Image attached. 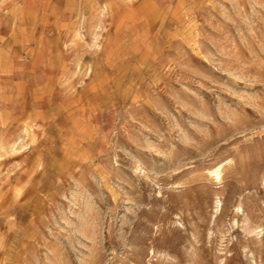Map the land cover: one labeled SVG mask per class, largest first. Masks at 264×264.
Instances as JSON below:
<instances>
[{
  "label": "rangeland",
  "instance_id": "374dc122",
  "mask_svg": "<svg viewBox=\"0 0 264 264\" xmlns=\"http://www.w3.org/2000/svg\"><path fill=\"white\" fill-rule=\"evenodd\" d=\"M0 1V139L17 144L0 264H264V0H124L98 50L54 30L22 52L43 0L29 23ZM49 3L73 23L80 0Z\"/></svg>",
  "mask_w": 264,
  "mask_h": 264
},
{
  "label": "bare ground",
  "instance_id": "6f19581e",
  "mask_svg": "<svg viewBox=\"0 0 264 264\" xmlns=\"http://www.w3.org/2000/svg\"><path fill=\"white\" fill-rule=\"evenodd\" d=\"M20 1V0H19ZM23 1V0H22ZM51 0H43V6H42V9H41V11L43 12L42 13V19H43V24L42 25H38V26H34L33 25V23L32 24H30L31 26H28V27H25V29H23L22 31H21V34H22V42H24V43H22L23 45H21V47H20V51L22 52V50L24 49V47H26V46H29V45H31L32 47H38V46H40V44H41V42H42V39L43 38H45L46 37V35H48L49 34V32L50 31H52V32H54V30L55 31H57V38L59 39V40H64L67 36H69L71 39H72V41H74V40H80L82 37H84V36H86V34L89 36V38H90V40L93 42V45H94V47H96V49L100 46V41H101V37H102V30H103V28H104V24H105V22L106 21H108L109 19H113V26H115V27H119V26H121L122 24H123V22H124V20H126V19H124V18H126V16L123 14V13H120V11H119V6H123V7H127V3L126 2H124V0H80V6H78L77 7V9L75 10V15H73V18H74V21H73V23H71V24H57V22L54 20V22H50L51 20H50V17H48V15H47V12L49 11V10H47V8H48V4H50L49 2H50ZM135 1V0H134ZM154 1V0H153ZM164 1V0H163ZM1 2V1H0ZM15 2V1H14ZM13 2V3H14ZM18 2V1H17ZM155 2V1H154ZM153 3V2H152ZM123 4V5H122ZM158 4V3H157ZM125 5V6H124ZM155 5H156V3H155ZM159 5V4H158ZM158 5H156V6H158ZM55 6V5H54ZM76 6V5H75ZM136 6V5H135ZM16 7V6H15ZM14 7V8H15ZM17 7H18V5H17ZM22 7V6H21ZM38 7H39V0H24V9H25V12H24V16H25V18H26V20H28V23L29 22H33V20L35 19V17H36V10L38 9ZM56 7V6H55ZM130 7V6H129ZM8 8V7H7ZM51 8V7H50ZM49 8V9H50ZM54 8V7H53ZM57 8V7H56ZM67 8V7H66ZM55 9V8H54ZM58 9H60V8H58ZM158 9V8H157ZM23 10V9H22ZM17 11V10H16ZM19 11V10H18ZM50 11H51V9H50ZM126 11H127V9H126ZM1 12H2V10H1ZM156 12V11H155ZM3 13V12H2ZM7 13V12H6ZM22 13V12H21ZM49 13V12H48ZM127 14L128 13H130V14H132V16H134V11H130L129 10V12H126ZM50 14H52V13H50ZM49 14V15H50ZM155 14V13H154ZM18 15V14H17ZM56 15V14H55ZM59 15V14H58ZM65 15V14H64ZM64 15H63V17H64ZM153 15V14H152ZM67 16V15H66ZM151 16V15H150ZM61 17V16H60ZM59 17V18H60ZM61 19L62 18H60V21H61ZM18 20V19H17ZM59 20V19H58ZM57 20V21H58ZM72 20V19H71ZM60 21H58L59 23H60ZM39 22V21H38ZM50 22V23H49ZM27 23V24H28ZM42 23V22H41ZM109 23V22H108ZM126 23V22H125ZM24 24V23H23ZM37 24V23H36ZM35 24V25H36ZM1 25H2V23H1ZM20 25V24H19ZM29 25V24H28ZM112 25V24H111ZM17 26V25H16ZM22 26V25H21ZM133 26V25H132ZM4 27V26H3ZM11 27V26H10ZM14 27V26H13ZM7 28H9V27H7ZM17 28H20V27H17ZM10 29V28H9ZM120 29V28H119ZM11 30H12V28H11ZM127 30H129V29H127ZM121 32V31H120ZM11 33V32H10ZM120 34V33H119ZM125 34V33H124ZM107 35V34H106ZM20 36V35H19ZM88 36H87V38H88ZM12 38V37H11ZM53 39V38H52ZM11 40V39H10ZM105 40V39H104ZM14 41H15V38H14ZM84 41V40H83ZM13 42V41H12ZM45 43H46V41H44ZM85 43V42H84ZM111 43V42H110ZM116 43V42H115ZM1 44V43H0ZM14 46H16L17 45V43H16V45L15 44H13ZM42 46V45H41ZM109 46V45H108ZM111 47H114V46H111ZM29 49V48H28ZM42 49V48H41ZM43 49H45V48H43ZM101 49V48H100ZM108 49H109V47H108ZM117 49V48H116ZM11 50V49H10ZM98 50V49H97ZM5 51H6V49H5ZM35 51H37V50H35ZM34 51V52H35ZM106 51V50H105ZM29 52H30V50H29ZM110 52H111V50H110ZM117 52V51H116ZM127 52V51H126ZM7 53V52H6ZM13 53V52H12ZM14 54V53H13ZM13 54H12V56H13ZM76 54V53H75ZM16 55V54H15ZM73 55V54H72ZM87 55V54H86ZM126 55V54H125ZM94 56V55H93ZM99 56V55H98ZM11 57V56H10ZM72 57H74V56H72ZM71 57V58H72ZM103 57V56H102ZM99 58V57H98ZM2 59V58H1ZM68 59V58H67ZM22 60V59H21ZM71 60V59H70ZM70 60H69V62H70ZM73 60V59H72ZM72 60H71V62H72ZM100 60V59H99ZM103 60V59H102ZM119 60V59H118ZM11 61H13V60H11ZM10 61V62H11ZM33 61V60H32ZM113 61V60H112ZM9 62V63H10ZM17 62V61H16ZM75 62V61H74ZM31 63V62H30ZM102 63V62H101ZM119 63V62H118ZM85 64V63H84ZM15 65V64H14ZM1 66V65H0ZM109 66H111V65H109ZM117 66V65H116ZM92 67V66H91ZM104 67V66H103ZM94 68V67H93ZM102 68V67H101ZM100 68V69H101ZM113 68H114V66H113ZM65 69V68H64ZM85 69V68H84ZM95 69V68H94ZM1 70V69H0ZM8 70V69H7ZM66 70V69H65ZM90 70V69H89ZM2 71V70H1ZM4 71V70H3ZM59 71V70H58ZM88 71V70H87ZM86 71V72H87ZM93 73V72H92ZM64 75H65V73H64ZM70 75V74H69ZM92 75H94V74H92ZM90 76V75H89ZM5 77V76H4ZM91 77V76H90ZM1 78V77H0ZM7 78V77H6ZM69 80V79H68ZM64 81V80H63ZM1 83V82H0ZM63 84H65V83H62V85ZM67 84V83H66ZM59 85V84H58ZM61 85V84H60ZM61 87H63V86H61ZM65 87V86H64ZM70 88V87H69ZM2 92V91H1ZM1 94H3V93H1ZM5 96H7V95H5ZM3 97V96H2ZM3 101H4V99H3ZM20 104V103H19ZM24 104V103H23ZM22 104V105H23ZM78 104V103H77ZM13 105H14V103H13ZM25 106V105H24ZM29 106V105H28ZM6 107V106H5ZM31 107V106H30ZM36 107V106H35ZM81 107V106H80ZM28 108V107H27ZM33 108V107H32ZM19 109V108H18ZM22 109V108H21ZM26 109V108H25ZM29 109V108H28ZM3 110V109H2ZM12 110V109H11ZM13 110H14V107H13ZM27 110V109H26ZM33 110V109H32ZM20 111V110H19ZM19 111H16V112H18L17 114H19ZM30 112H31V110H29ZM39 111V110H38ZM79 111V109L78 110H76V112H78ZM15 112V113H16ZM1 113V112H0ZM11 113V112H10ZM12 113H14V111H12ZM11 113V114H12ZM22 113V112H21ZM40 113V112H39ZM5 114V113H4ZM27 114H28V112H27ZM32 114V113H31ZM30 114V115H31ZM43 114V113H42ZM13 115V114H12ZM0 116H1V114H0ZM13 116H15V115H13ZM79 116V115H78ZM3 118L5 117V116H2ZM1 117V118H2ZM1 118H0V124H4V122H6L7 120L9 121V119L11 118V117H8L9 119H2L1 120ZM15 118V117H14ZM12 119V118H11ZM10 119V120H11ZM27 118L25 117V120H26ZM33 119H35V117L33 118ZM59 119V118H58ZM14 120V119H13ZM80 120V119H79ZM12 121V120H11ZM11 121H9L10 123H11ZM15 121V120H14ZM13 121V122H14ZM12 122V123H13ZM19 122V128H20V132H19V134L20 133H23L25 136L27 135V133H28V122L27 123H24V121L23 120H18L17 121V123ZM84 122V121H83ZM11 123V124H12ZM7 124H9V123H7ZM6 124V125H7ZM34 124H36V123H34ZM40 124V123H39ZM13 125V124H12ZM1 127L3 126V125H0ZM8 126V125H7ZM6 126V128H9V127H7ZM9 126H11L10 124H9ZM31 127V126H30ZM18 128V129H19ZM11 129H16V128H11ZM33 129V128H32ZM36 129V128H35ZM42 129V128H41ZM3 130V129H2ZM10 130V129H9ZM17 130V129H16ZM11 131V130H10ZM17 131H19V130H17ZM16 131V132H17ZM32 131V130H31ZM11 132H13V131H11ZM66 132V131H65ZM2 133H4V132H2ZM7 133V132H6ZM13 133H15V131L13 132ZM13 133H11V134H13ZM31 133V132H30ZM29 133V134H30ZM59 133H61V132H59ZM17 134H18V132H17ZM36 134V133H35ZM6 135V134H5ZM61 135V134H60ZM28 136V135H27ZM30 136V135H29ZM31 136H33V135H31ZM36 136V135H35ZM7 137V136H6ZM2 138V139H0V157L3 155V154H5L6 155V153H8L9 151H13V150H15V149H17L16 148V140L14 141L12 138H10L9 136V138L7 137V138ZM12 137V136H11ZM14 137V136H13ZM15 137H17V136H15ZM14 137V138H15ZM39 137V136H38ZM40 138V137H39ZM24 139V138H23ZM34 139V138H33ZM58 139V138H57ZM25 140V139H24ZM31 139H29V141H30ZM60 140H64V139H60ZM33 141V140H32ZM32 141H30V142H32ZM25 142V141H24ZM18 143V142H17ZM33 146V145H32ZM23 148V147H22ZM22 151V150H21ZM17 152V151H16ZM16 152H14V153H16ZM19 152V151H18ZM24 152V151H23ZM11 154H13V153H11ZM10 155V154H9ZM13 157V156H12ZM15 157V156H14ZM7 159V158H6ZM5 159V160H6ZM37 159V158H36ZM8 160V159H7ZM40 164V163H39ZM224 167V166H223ZM32 169V168H31ZM38 169V168H37ZM222 167H221V165H218V166H216V167H214V168H211V169H209V170H207V172H206V174H207V176L209 177L208 179H211L213 182L215 181V182H219V184H220V180H221V173H222ZM37 172V171H36ZM40 172V171H39ZM4 173V172H3ZM34 173H35V171H34ZM211 181V182H212ZM218 184V183H217ZM5 185V184H4ZM8 185V184H7ZM261 185H263V187H264V179L263 180H261ZM3 186V185H2ZM8 187H9V185H8ZM262 188V187H261ZM7 190H9V188L7 189ZM18 190V189H17ZM20 193V192H19ZM21 194V193H20ZM3 196H1V198H2ZM9 197V196H8ZM217 199V198H216ZM215 199V200H216ZM220 200H216V201H214V203H216V207L217 208H219L220 207V205H222V204H220ZM5 206V205H4ZM221 208V207H220ZM240 209V207L239 206H237V210H239ZM2 210V209H1ZM216 210V209H215ZM239 212H240V210H239ZM215 214H217L216 213V211H215ZM255 229V228H254ZM257 229V228H256ZM255 232V231H254ZM258 232V231H257ZM150 252V251H149ZM150 255H152V254H150Z\"/></svg>",
  "mask_w": 264,
  "mask_h": 264
}]
</instances>
